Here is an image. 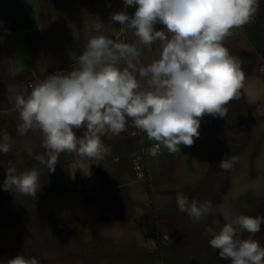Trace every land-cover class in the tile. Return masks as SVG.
<instances>
[{
    "label": "crops",
    "instance_id": "crops-1",
    "mask_svg": "<svg viewBox=\"0 0 264 264\" xmlns=\"http://www.w3.org/2000/svg\"><path fill=\"white\" fill-rule=\"evenodd\" d=\"M135 7L123 0H0V130L12 137L10 151L0 153V264L17 254L40 264H229L209 246L205 227L218 230L234 214L264 216V0L253 21L225 41L245 73L239 98L224 119H202L193 146L177 154L161 146L148 159L146 180L135 175L132 157L157 142L131 122L120 136L102 137L110 150L100 161L62 153L49 172L28 154L44 149L39 132L17 131L20 86L30 91L48 74L70 72L90 35L135 42L132 29L110 18L131 16ZM157 58L155 46L142 47V64ZM227 156L238 162L225 172L217 164ZM9 161L17 171L38 169L35 198L4 190ZM178 194L210 200L212 213L194 222L178 210ZM255 239L264 245V224Z\"/></svg>",
    "mask_w": 264,
    "mask_h": 264
},
{
    "label": "clouds",
    "instance_id": "clouds-1",
    "mask_svg": "<svg viewBox=\"0 0 264 264\" xmlns=\"http://www.w3.org/2000/svg\"><path fill=\"white\" fill-rule=\"evenodd\" d=\"M135 7L113 12L111 20L133 30L136 41L90 35L70 72H54L31 85L20 86L14 107L20 135L39 132L42 153L28 154L54 172L62 153L100 161L109 152L102 137H118L129 123L170 154L191 147L200 137L205 116L224 119L228 105L239 98L245 73L225 41L250 24L260 0H123ZM162 25V29L155 26ZM103 23L93 26L100 33ZM155 46L158 58L142 64V47ZM77 132H82L77 135ZM12 137L0 130V153L11 149ZM152 155H157L153 149ZM236 156L222 158L217 167L231 171ZM5 191L35 198L41 189L36 167L17 171L11 161ZM89 170V166H88ZM87 172L85 173H88ZM178 210L194 222L213 211L210 200L199 202L183 194ZM264 216L234 214L218 227L206 226L209 246L229 264H264V245L255 239ZM247 234L245 237L244 234ZM6 264H40L36 256L17 254Z\"/></svg>",
    "mask_w": 264,
    "mask_h": 264
},
{
    "label": "built area",
    "instance_id": "built-area-1",
    "mask_svg": "<svg viewBox=\"0 0 264 264\" xmlns=\"http://www.w3.org/2000/svg\"><path fill=\"white\" fill-rule=\"evenodd\" d=\"M153 149L159 151L161 146L151 145L143 147L139 152L135 153L132 157V167L135 175L142 180L148 177V159L152 155Z\"/></svg>",
    "mask_w": 264,
    "mask_h": 264
}]
</instances>
